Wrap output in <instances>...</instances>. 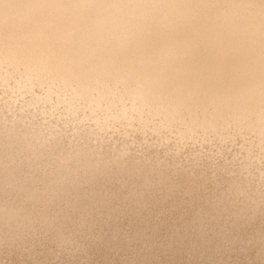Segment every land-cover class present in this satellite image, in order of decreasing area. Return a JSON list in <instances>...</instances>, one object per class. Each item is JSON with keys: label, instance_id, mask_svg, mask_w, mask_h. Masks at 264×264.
I'll list each match as a JSON object with an SVG mask.
<instances>
[{"label": "bare ground", "instance_id": "bare-ground-1", "mask_svg": "<svg viewBox=\"0 0 264 264\" xmlns=\"http://www.w3.org/2000/svg\"><path fill=\"white\" fill-rule=\"evenodd\" d=\"M0 88L7 96L0 104L24 102L23 110L50 103L51 111L43 108V113L73 118L76 131L92 122L85 131L98 142L75 140L70 148L72 143L48 140L65 131L60 126L44 137L22 126L10 134L17 125H6L9 119L4 122L0 114V245L11 228L34 241L31 251L14 255L38 262L51 253L56 257L61 250L54 241L73 246L63 250L75 258L67 264L264 262V215L231 209L232 199L192 196L193 208L178 201L171 205L178 210L166 207L160 222L147 220L152 212H163L153 202L173 196L182 182L157 169L159 189L172 190L162 198L152 196L158 179L135 162L152 153L127 155L124 151L137 149L124 148L127 159L115 160L114 166L109 162L115 158L104 151L109 138L103 137L108 130L141 134L144 141L154 135L161 142L177 141L179 149L188 141L241 139L248 156L255 151L264 159V0H0ZM12 116L21 118L16 112ZM114 137L108 147L120 141ZM40 165L49 169L35 175ZM84 174L82 187L61 188L63 179L74 183ZM121 174L130 181L111 188ZM93 177L97 181L86 187ZM126 184L134 203L147 202L144 218L139 205L120 203L129 193L121 191ZM9 187L24 191L19 200L10 199L16 194ZM25 199L30 206L43 205L32 209ZM113 236L117 240L110 246L101 242ZM235 237L244 241L243 250L225 243Z\"/></svg>", "mask_w": 264, "mask_h": 264}, {"label": "rangeland", "instance_id": "rangeland-1", "mask_svg": "<svg viewBox=\"0 0 264 264\" xmlns=\"http://www.w3.org/2000/svg\"><path fill=\"white\" fill-rule=\"evenodd\" d=\"M0 93H1V88H0ZM4 96L0 95L1 97L0 100ZM31 96H32L31 94H28L27 99L30 98ZM9 101H11L10 105L8 104ZM11 103H13L12 100H5V101L3 100L1 104H3L4 106L2 110L0 111V114L4 117V122L5 120L9 119L6 125H10V127L17 125L16 127L12 128L13 131L9 132L10 134L14 132L19 126H22V128L24 127L22 130H25V128H27V132L34 133L35 130L39 131L38 135L40 137H44L45 135H48L49 133L59 131L62 128L65 130L63 131L62 134H57L56 136L49 135L47 139L48 140L53 139V142L57 141V139H60L59 140L60 142L58 143V145L59 144L62 145V141H64L66 142L67 144L66 146L68 147H69V143L73 144V141L75 140H77V142L80 141L78 144L87 143L90 145L92 143L94 145L97 142V141L96 142L92 141L94 136L85 131V129L88 128V125L92 124V122H88L85 129L81 131H76L75 129L74 130L72 129L79 124L75 122L73 123V121H71L73 118L70 120V117L65 116V115H63V117L65 116V118H62L61 117L62 115H59V114L49 117V115L46 114V110L47 111L49 110L48 112L51 111L49 109V107H51L50 103H48L46 106L45 104L42 105L40 103L39 104L40 106H37L38 104L35 106L36 108L34 106H30L28 108H24L23 110L22 108L25 105L24 102L18 101L15 104L14 103L11 104ZM33 108L35 109L33 110ZM43 108L46 109L45 113H43L44 112ZM13 112H16L17 115L21 116V118L16 119L15 117H13L12 116ZM21 119H24V122L27 123V125L25 123H22ZM30 124L31 126H29ZM35 124L37 125L35 126ZM58 126H60L61 128H58ZM93 129L92 130L90 129V132L93 131ZM108 132L109 130L106 132L107 134L105 132L103 133L101 132L103 135L106 134V137L103 136L105 140H108L106 138H109L108 141H105V142H108V146L110 145L109 143L114 142L113 140L115 139H112L114 136L120 138V141L116 142V145L108 147L106 143L103 144V146L104 145L107 146V149L104 150L106 152V156L115 158L114 160H112L111 158L109 164L113 163L112 165L117 166L115 164V160L118 161L119 159V161L120 160L122 161V160L127 159L126 156H123L122 154L123 152L120 151V150H124V148H132V149L136 148L137 149V150L135 149L137 152L134 150L124 151L127 153V155H131L135 153L134 155L142 156V154L148 155L149 153H152L150 159L146 157H142L139 160L135 161L136 163H139V164L142 163L144 166L149 167L153 171L152 173H150V175L153 176L155 180L158 179V181H156L153 184L155 185L154 189H158V190H156L155 194L152 193L153 194L152 196H155V197L159 196L160 198H162V196H164L165 194L171 193V190H172V189H168L165 187L162 188L161 190L159 189L161 188L160 186H163V185L160 183L161 181L159 180L160 177L157 174V169L167 171L169 174H171L170 176L171 178H175L177 181L182 182L180 183V185L175 187L176 191L172 193L173 196H170L168 198L166 197V199H162L161 201L158 200L156 202H153L155 204V207H154L155 209H160L164 207L163 209L164 213L161 212L160 213L161 215L160 214L158 215L155 212H152L151 214H149V211L148 210L146 211V207L148 206L147 202H143V204L134 203L132 200L133 198L132 192L130 191L129 187H127L128 185L126 184L125 186L122 187L121 189L122 192L126 191L129 193L125 196L124 201L119 200L120 203L123 202V203H130L131 205H139L140 208L144 210L140 214L141 217L144 218L145 216L143 215L144 214L143 212H147V214H149L147 217V220H149L150 222H155V223L157 221L160 222L161 218H163L165 214V211H164L165 208L171 207V205L176 204V202L178 201H183L184 202L183 205L193 208V206H190V203H189L191 197L192 196L193 198L201 197L202 195H205L208 193H212V196L215 197L214 199H212L213 202L218 200L220 196H222L225 199L227 198L228 201L231 199L234 200V202H232L230 207L231 209H234L236 211L239 210L240 213L249 214L253 212L255 213L257 217L264 215V170H262L264 169V159H263V156H260V158L256 157L255 155H259V154L255 151L250 156H248L245 150L244 143L242 142L241 139L235 142H230V141L221 142L217 140V138H213V140L206 141L203 143L188 141L187 145L182 146L179 149L178 142L173 139L168 142L166 141L161 142L158 140L157 137L152 135L148 137V140L150 141H144L141 139L142 137L141 134L134 133L136 136L132 134V137L130 136L127 137V136H121V135L116 134V131H114V133L112 131L109 132V133H112L113 136H111V135H108L109 134ZM75 135L77 137H75ZM78 136L79 137L81 136L79 138L80 140L78 139ZM90 136L91 137L93 136V137L91 138ZM68 137H71V138L69 139ZM26 138L27 136L22 139H26ZM121 138L123 140H121ZM124 138L126 141H131V142H129L128 144H124L122 146L121 144H123V142H126L124 141ZM98 141L99 143L101 142V140H99V137H98ZM43 142L45 143L48 142V144L50 143L47 140L46 141L44 140ZM97 143L95 145H97ZM74 144L72 146L70 145V148L73 146H76ZM119 157L122 159H120ZM258 160H260L262 163H260ZM130 161L132 160L130 159ZM48 169L49 167L45 168L44 170L42 169V166L40 165L35 168V175L38 174L42 170L47 171ZM33 170L34 169H30V171H33ZM44 173L43 175H46ZM86 176L87 174H84L83 176L84 178L83 177L76 178L74 183L73 181L72 183H70L71 181L67 182L65 179H63L62 180L63 183H61L62 184L61 188L64 189L63 187H65L66 189L68 185L72 189H75L74 184H77L76 187H82L83 185H81V183L80 185H78V183L79 181L80 182L85 181L87 179ZM120 176L123 177L122 174L119 175V177ZM134 178H137L141 181V178L139 177H134ZM125 179H128V181H130V178H128V176H125L121 178V181H116V182H115V179L113 178L109 185L111 188H116V186H120L121 183L125 181ZM131 180H133V178ZM95 181H97V178L93 177L92 180L88 181L89 184H85V186L87 187L93 184L92 182H95ZM40 185L42 186V183ZM235 185L243 189L240 190L238 188H235L236 187ZM7 189L9 190L10 194H16L14 198L10 197V199H14V200H19L21 197L20 194L24 192V191H19L17 194L16 189H12L11 187ZM58 189L60 188L59 187L56 188V194H58L57 192ZM75 190H77V188ZM47 192L49 191H45L44 195H46ZM49 193H54V191L51 190V192ZM195 201L197 202L196 199ZM39 203H41L40 204L41 206L43 205L42 202H39ZM39 203H37L36 206ZM49 203L51 204V207H52L53 205L52 200ZM24 205H28L29 208L32 207V209H35L36 207V206L35 207L30 206L32 205V203L27 199H25ZM129 205L127 206L129 207ZM142 207H145V208H142ZM168 210L169 209H167V215L171 210L177 211L178 209L171 207V210L170 211ZM129 213H130L129 215H131L132 218L140 219L139 214L135 215V213L132 211H130ZM212 213H217V212H212ZM223 213H228V212L224 211ZM156 215L158 217H155ZM233 215L231 216V218L234 217ZM222 219L223 218H221V220ZM258 219L259 218H257V220ZM140 220L142 222L144 221L143 219H140ZM252 221H253L252 223L256 222V220H252ZM130 228L131 230L134 229L132 227H127V229H130ZM117 229L119 230L118 232L120 231L123 232L121 228H117ZM45 242H48V241H45ZM50 243L56 248H58L59 250H61V252L58 253L56 257L54 253L48 254L46 258H43L41 260V262L35 261L31 258L24 259V258L18 257L17 255L7 254L5 243H3L0 245L1 246L0 248L2 250L0 251V264H36V263L37 264H67L69 260H73V259L75 260V258H71L70 255H66L68 251H63L64 249L72 248L73 246L69 247L68 245H66V243H61L62 245H66V246L61 247V246H58L57 242L53 241ZM41 244H43V242H39L36 245L43 248ZM113 256L115 258H119L118 254L113 255ZM33 262H36V263H33ZM79 264H100V262H95L91 260L90 263L89 262L87 263L86 260H84L82 263H79Z\"/></svg>", "mask_w": 264, "mask_h": 264}, {"label": "clouds", "instance_id": "clouds-1", "mask_svg": "<svg viewBox=\"0 0 264 264\" xmlns=\"http://www.w3.org/2000/svg\"><path fill=\"white\" fill-rule=\"evenodd\" d=\"M13 220H14V216L12 212L10 211L9 212L10 225ZM100 239H101V242L107 243L110 246L112 241L117 240V237L113 236L110 240H105L104 237H101ZM33 243H34L33 237L28 236V235L22 236L18 234L17 229L11 228L9 237L8 239L5 240V248H6V251H8L10 255H14L16 254V252H19V251H24V252L31 251ZM225 243L230 247H235L238 245L240 250H243V247H244V241L240 237H235L234 239L226 241Z\"/></svg>", "mask_w": 264, "mask_h": 264}, {"label": "snow or ice", "instance_id": "snow-or-ice-1", "mask_svg": "<svg viewBox=\"0 0 264 264\" xmlns=\"http://www.w3.org/2000/svg\"><path fill=\"white\" fill-rule=\"evenodd\" d=\"M210 264H215V262H210ZM262 264H264V262H262Z\"/></svg>", "mask_w": 264, "mask_h": 264}]
</instances>
